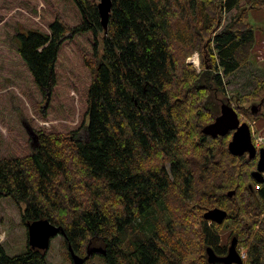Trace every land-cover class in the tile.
Here are the masks:
<instances>
[{"label": "trees", "instance_id": "obj_1", "mask_svg": "<svg viewBox=\"0 0 264 264\" xmlns=\"http://www.w3.org/2000/svg\"><path fill=\"white\" fill-rule=\"evenodd\" d=\"M97 1L0 0L4 77L37 92L39 99L29 98L45 104L42 116L54 97L62 98L60 112L76 97L83 115L68 132L55 130L65 116L22 125L31 151L0 155V200L20 207L24 226L39 218L60 225L70 261L68 246L79 255L88 244L102 246V264H223L206 254L208 246L225 252L222 223L203 215L218 207L233 226L235 247H245L242 264H264V181L251 176L256 158L230 153L231 132L201 131L223 102L236 110L252 101L264 114V79L229 96L223 81L249 62L255 27L245 18L264 0H112L106 33ZM195 51L199 70L186 63ZM5 87L1 114L22 103ZM243 113L257 115L251 106ZM3 240L0 234V264H48L47 250L27 243L11 254Z\"/></svg>", "mask_w": 264, "mask_h": 264}, {"label": "rangeland", "instance_id": "obj_2", "mask_svg": "<svg viewBox=\"0 0 264 264\" xmlns=\"http://www.w3.org/2000/svg\"><path fill=\"white\" fill-rule=\"evenodd\" d=\"M98 2V1H97ZM68 8V7H67ZM235 10L226 12L224 15L223 23H227L230 19V16L233 15ZM247 22L252 24L255 27V43L253 45L249 62L238 69L233 75L224 77L223 81H228L225 85V91L227 96L230 95L231 91H238L241 94L251 91L256 85V78L264 79V8H250L248 9L247 16L245 18ZM16 24H21L24 27H32L31 24H26L21 20H15ZM2 24V23H1ZM16 27V26H15ZM3 30L0 27V31ZM10 40L14 42V39L11 35ZM97 48H101V34L96 39ZM2 41L0 39V45ZM15 43V42H14ZM89 46V44H88ZM80 60V58H79ZM78 60V61H79ZM4 68L0 66V87L1 86H10L12 90L21 98L22 103L14 105L11 109L0 113V136L4 146L0 148V155H25L31 151L30 137L27 134H24L22 125L26 122L30 126L34 127L32 124L35 121H41L44 117H54L65 116L69 120H62L61 128L55 129L57 131L68 132L75 129L83 118V115L80 114L81 109L77 105V98L74 97V106L71 109L60 110V102L62 98L52 99L53 102H50V107L47 109L46 114L48 116H42L41 112H45V104L40 107L37 101L29 98V96H34L39 99L37 92L23 87L21 90L18 88L17 84L12 83L11 80H8L4 77L5 72ZM10 87H5L3 90H8ZM11 91V90H10ZM73 90L70 89V96ZM76 96V95H75ZM221 96V95H219ZM232 103L234 104V98H232ZM252 101L243 103L239 108L237 107L236 111L240 117H247L243 113L245 108L250 112V106ZM254 104H258L254 102ZM75 107V110H74ZM244 107V108H243ZM234 108V107H233ZM257 115L252 117L254 121V130L257 133L264 132V114L263 108L256 109ZM248 118V117H247ZM70 121V122H69ZM87 122V117L84 118V123ZM58 124H53L51 127H57ZM35 128V127H34ZM54 129V128H52ZM51 130V129H49ZM78 136L81 140L86 138V132L82 128L78 130ZM2 198L0 200V234L4 239L2 242L5 243L7 252L9 251L17 253L25 250L27 247V227L21 223V209L12 200H5ZM23 206V205H22ZM221 224V223H220ZM222 226V227H221ZM219 228L220 241L223 243L226 248L224 255L227 252V249L230 245L231 239L236 238L235 235L231 234L230 231L233 228L231 223L226 219L222 222ZM237 241V238H236ZM100 245H94L93 247H98ZM239 250L236 248L237 252L245 253V247L239 245ZM8 252V253H9ZM13 254V253H11ZM79 255V254H78ZM71 256V255H70ZM84 256V255H80ZM72 259V258H71ZM47 260L48 264H73V261H70L66 256V248L63 245L62 235L58 234L51 238L49 247L47 249ZM84 264H102L100 258L96 253H92L85 261Z\"/></svg>", "mask_w": 264, "mask_h": 264}, {"label": "water", "instance_id": "obj_3", "mask_svg": "<svg viewBox=\"0 0 264 264\" xmlns=\"http://www.w3.org/2000/svg\"><path fill=\"white\" fill-rule=\"evenodd\" d=\"M112 0H98L97 10L99 14L100 25L106 33L108 25V17L111 10ZM253 111L260 106L256 107L251 105ZM33 139L36 135L27 128ZM205 135L212 137L223 136L231 132V137L227 143L228 150L231 154L241 156L247 153L249 158L257 157L256 167L251 171L252 178L257 182H263L264 177L261 173L264 171V147L256 150L252 139L249 125L246 121H241L238 117L236 110L228 103H221L219 114L210 123L204 125L201 129ZM234 191H229L228 195H232ZM204 217L215 223H222L227 217V212L221 208L215 207L209 211L204 212ZM27 227V241L31 248L39 250H47L50 244L51 238L58 234H63V228L60 225H55L46 218L35 219L31 222H26ZM236 238H232L230 245L225 255H218L212 247H206L207 261L212 263L214 261H220L223 264H242V258L237 252ZM73 264H84V261L92 253L105 254V250L102 246L93 247L87 246L84 256L76 254L71 246H68Z\"/></svg>", "mask_w": 264, "mask_h": 264}, {"label": "built area", "instance_id": "obj_4", "mask_svg": "<svg viewBox=\"0 0 264 264\" xmlns=\"http://www.w3.org/2000/svg\"><path fill=\"white\" fill-rule=\"evenodd\" d=\"M186 63L192 64L197 70H199L198 53L195 51L190 56H188L186 58ZM249 126H250V130H251L253 144L255 145V147L256 148L264 147V133L255 132L253 121H249ZM262 175L264 176V171L262 172ZM255 188L259 189V183H258V185H255ZM240 255H241V257H244L245 253L241 252Z\"/></svg>", "mask_w": 264, "mask_h": 264}, {"label": "flooded vegetation", "instance_id": "obj_5", "mask_svg": "<svg viewBox=\"0 0 264 264\" xmlns=\"http://www.w3.org/2000/svg\"><path fill=\"white\" fill-rule=\"evenodd\" d=\"M246 155H247V153H246ZM248 156V155H247ZM254 158H256V160H257V157H254ZM92 246H94V245H92ZM224 255V254H223Z\"/></svg>", "mask_w": 264, "mask_h": 264}]
</instances>
